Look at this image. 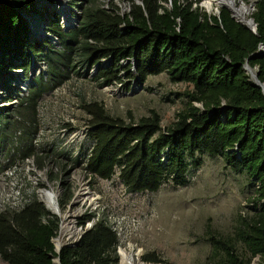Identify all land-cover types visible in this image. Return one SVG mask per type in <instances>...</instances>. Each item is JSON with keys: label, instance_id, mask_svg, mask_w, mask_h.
<instances>
[{"label": "trees", "instance_id": "16d2710c", "mask_svg": "<svg viewBox=\"0 0 264 264\" xmlns=\"http://www.w3.org/2000/svg\"><path fill=\"white\" fill-rule=\"evenodd\" d=\"M116 1L108 0L106 8L99 0H80L78 25L67 31L58 19L50 21L46 31L59 38L58 48L46 37H28L21 11L38 10L35 0H0V75L5 82L11 83V69L27 74L33 61L47 65L46 74L34 79L15 114L0 113V173L21 168L27 158L35 157L38 169L51 163V153L35 142L45 94L78 73L79 65L86 67V74L97 65L94 80L102 86L122 83L120 65L128 60L134 79L146 81L151 75L167 73L172 82L188 84V103L166 126L156 110L127 122L98 102L84 105L93 141L87 173L111 179L119 169L128 191L155 192L167 180L186 185L188 157L208 153L222 156L233 171L255 178L254 200H264V93L244 69L248 63L264 83V56L251 57L264 43V0H254L251 14L257 33L225 7L218 14L205 11L203 0H119L128 6L125 11ZM108 59L110 65L104 67ZM5 142L9 148L4 152ZM64 166L60 167L66 171ZM70 171L61 180L62 212L75 192L68 179ZM55 179L49 173V181ZM34 195L20 208L7 206L0 212V264H56L57 257L61 264H120L119 236L104 218L76 245H66L57 253L53 240L59 235L62 217ZM94 216V212L83 215L79 224ZM207 234L213 264H251L258 256L264 264V205L241 215L233 234L212 230ZM143 260L163 262L153 254Z\"/></svg>", "mask_w": 264, "mask_h": 264}, {"label": "rangeland", "instance_id": "374dc122", "mask_svg": "<svg viewBox=\"0 0 264 264\" xmlns=\"http://www.w3.org/2000/svg\"><path fill=\"white\" fill-rule=\"evenodd\" d=\"M99 1L104 4L108 2ZM242 1L237 0V5L244 4L247 7L246 16L249 20L254 11L250 7L254 0L250 3ZM116 2L123 10L127 9L126 3L119 0ZM212 8H209V13L218 14L222 6L215 5ZM203 9L207 11L205 7ZM21 13L25 19L32 17L39 20V16L34 14ZM77 25L78 22H75L72 27L69 25L66 28L70 27V30ZM45 28L46 24L39 22V37L33 40L46 37L56 47H61L59 38ZM106 61L103 62L104 67L110 65ZM33 63L27 74L20 68L11 69L9 72L13 78L10 84L0 75V113H13L20 100L29 94L34 79L42 73L46 74L45 63ZM128 63V60H123L120 65L122 83L102 86L94 80L98 72L97 65L88 74L86 67L79 65L78 73H73L67 82L44 95L39 106L40 132L35 142L38 148L42 146L43 150L51 153V163L43 169L36 166V172L31 173V177L27 175V165L25 170L20 168L15 172L6 169L5 173H0V212L7 206L20 208L33 198V193L35 198L42 200L38 194L41 188H52L59 198L63 191L61 180L66 179L71 169L68 179L72 181L75 192L85 183L98 196L95 201L96 194L93 192L92 200L83 196V201H94L88 209L103 210L113 224L122 227L121 249L140 251V258L146 264L143 257L147 254H153L163 261L151 264H213L207 231L212 230L225 236L233 234L241 215L263 208L264 200H254L255 189L258 187V183L253 184L255 178L250 179L245 173L233 171L226 166L222 156H211L208 153L197 154V158L188 157L186 185L177 186L167 180L155 192L128 191L120 180L119 169L111 179L92 178L86 171V161L93 141L89 138L92 128L90 116L84 105L98 102L103 104L109 114L123 117L127 122L133 118L138 120L151 110H156L162 116V125L166 126L174 121L176 113L188 103L185 93L190 88L188 84L172 82L167 73L151 75L146 81H136L129 74ZM7 86H15L14 94L10 97L6 92ZM3 147L5 152L9 143L5 142ZM62 165H65L66 171L61 169ZM49 173L56 175L57 179L49 181ZM75 202L70 210L67 207L62 213L63 233L57 237L63 244L74 242L81 232L78 220L83 206ZM260 261L258 256L251 264H260Z\"/></svg>", "mask_w": 264, "mask_h": 264}, {"label": "built area", "instance_id": "2783aa9c", "mask_svg": "<svg viewBox=\"0 0 264 264\" xmlns=\"http://www.w3.org/2000/svg\"><path fill=\"white\" fill-rule=\"evenodd\" d=\"M35 3H36V7L38 8V10H35V11H24V12H28V14L31 13V14H34V16H39V20L38 21L36 19H33L32 17L28 18L29 22H27V31H28L27 33H28V37H29L30 40L35 39V37L36 38L39 37V34H38V31H39L38 30V24H39V22H43L44 24H46V27H47L49 22L56 18V19L59 20V22L62 21L61 25H62V28L65 30L66 26L64 24V20H63L61 12H65L66 11L71 16V18L73 20V23L71 24L70 27H72L74 25V23L78 22V20H79V16H80V13H81V11L79 9L80 0H35ZM104 7L109 8L108 2L104 4ZM127 9H128V6H127ZM123 11H125V10H123ZM33 20L35 22V27L34 28L32 27ZM66 29H68V28H66ZM45 30H46V28H45ZM15 86H9V87L7 86L6 87V92L9 95V97L12 94H14V91H15L14 87ZM7 89H8V91H7ZM15 102H16V100H15ZM26 165L28 166V169H26L27 175H28V177H31V173L36 172V165H35L34 158H27L26 161L23 164V167H21V168H23L25 170ZM12 169L15 172H17V171H19L20 168L14 167ZM58 185H59V182H58ZM84 186H87L89 188V190L93 191L88 185H85V183H83L82 185H80L79 190L74 192V197L71 200V202L67 205V207L70 210L71 207L73 206V204L76 203L75 201H77V202L81 203V206H83V209H82L83 211L81 212V214L79 216V219L83 215H85L87 213H90V212H94L95 216L92 217V219L87 220L84 225H80L79 224L81 232L78 234V236L76 237L74 242H70V243H67V244L68 245L77 244L80 241V239L83 236V234L88 229L93 227L95 225L96 221L99 218H104L106 220V222L117 232V234L119 236V239H120V236H121L122 231H123L122 227H119L118 225L113 224L111 222V220L109 219V216L103 210L99 209V210L96 211V210H93V209H88V207L90 205H92V204L90 202L83 201L84 198H82L81 195H80V197H78L80 192L82 191V187H84ZM47 189L48 188H41V189H38V190L47 191ZM50 189H52V188H50ZM93 192L96 194L95 191H93ZM39 195L41 196V199L43 200L44 197H43L42 192ZM56 197L58 198V193L56 194ZM96 197L98 198L97 194H96ZM62 213L63 212L60 209V215H58V216L62 217ZM64 217H66V215H64ZM78 223H79V220H78ZM61 225H62V227L60 226L59 235L62 234V229H63V226H64L63 218H62ZM120 245H121V243H119V245H118L117 252H118V255L121 256V246ZM147 263L149 264L150 262H147Z\"/></svg>", "mask_w": 264, "mask_h": 264}, {"label": "bare ground", "instance_id": "6f19581e", "mask_svg": "<svg viewBox=\"0 0 264 264\" xmlns=\"http://www.w3.org/2000/svg\"><path fill=\"white\" fill-rule=\"evenodd\" d=\"M205 5H206V7H208V9L214 7L215 5L216 6H227L228 8H230L233 11V13L237 19H239L240 21H244V22L246 21V23H251V20H248L247 16H246L247 15V7L244 5L238 6L237 0H207L205 2ZM61 13H62L63 19L65 20V24L68 23L66 25H68V26L71 25L73 23V20L71 18H69V14L66 11L61 12ZM68 26H66V27H68ZM248 72L252 76H254V74L256 73L254 71V69H251ZM41 192L43 194V197H45V200L44 199L43 200L49 205L50 208H52L53 210H56V208L52 202V194L50 192L45 191V190H42ZM44 192H45V194H44ZM92 192L93 191L89 190L88 188H83V190L80 192L79 196L81 195L83 198V196L86 195L90 200H92L93 199L92 195L94 193V192L93 193ZM96 199H97V197L95 195L94 201ZM87 202H90V201H87ZM93 202H90V203L93 204ZM62 233H63V229H62ZM60 237H61V235H60ZM56 242H57L58 247L62 244V241L59 238L56 240ZM140 253H141L140 251L133 252L132 250L121 249L122 264H146L141 260Z\"/></svg>", "mask_w": 264, "mask_h": 264}, {"label": "water", "instance_id": "95a60500", "mask_svg": "<svg viewBox=\"0 0 264 264\" xmlns=\"http://www.w3.org/2000/svg\"><path fill=\"white\" fill-rule=\"evenodd\" d=\"M203 1H204V0H203ZM241 1H242V0H241ZM243 1H244V0H243ZM243 1H242V2H243ZM204 2H205V1H204ZM204 2H203V3H204ZM243 3H244V2H243ZM243 5H244V4H243ZM201 6L205 7V8L207 9V12L210 11V9H208V8L206 7V5H203V4L201 3ZM222 7H225V8H227L228 10H230V8H228L227 6H222ZM250 7H251V9L254 10V9H255V2L252 3ZM230 11H231V10H230ZM231 12H232V11H231ZM232 15H233V17H234L238 22L244 24L246 27H248L249 29H251L254 33H257V23L255 22V19H254L253 17H250V19H249V20H251V23H246V22H243V21H240L239 19H237V18L234 16L233 13H232ZM23 18H24V20H25L24 15H23ZM65 30L67 31V30H69V28H68V29L65 28ZM46 35H49V36H50V34H46ZM51 38H52V36H51ZM255 55H258V56H264V43L260 44V47H259L258 52L252 54L251 57H252V56H255ZM109 61H110V59H108V60L106 61V63H109ZM244 69L246 70L247 73H249L248 71H250V70L253 69V68H251L250 65H249L248 63H246L245 66H244ZM250 76H251V78L253 79L254 84H255L256 86L260 87V88L262 89L263 93H264V83L261 82V81L258 79V73L256 72V73L254 74V76H252V75H250ZM137 80H138V81H141L139 77L136 78V81H137ZM198 106L201 107L202 105H201V104H198ZM236 150H237V149H236ZM240 155H241V152L239 151L238 156H240ZM47 192H50V193L52 194V202H53V205L55 206L56 210H53L52 208H50L49 205H48L44 200H42V201H40V202L44 203L45 206H46L50 211H52V213L57 214V215H60V207H59V203H58V200H57V197H56V194H55L54 190L48 188V189H47ZM38 194H41V190H38ZM61 227H62V225H61ZM56 240H57V238H54V240H53V241H54V244H55V250H56L57 253H60L62 247L66 246V245H68V244H63V243H62V244L58 247V246H57V242H56ZM74 245H76V244H72L71 246H74ZM54 262H55L56 264H61V261H60V258H59V257L55 258V259H54ZM149 264H150V263H149Z\"/></svg>", "mask_w": 264, "mask_h": 264}, {"label": "clouds", "instance_id": "9594fccd", "mask_svg": "<svg viewBox=\"0 0 264 264\" xmlns=\"http://www.w3.org/2000/svg\"><path fill=\"white\" fill-rule=\"evenodd\" d=\"M25 96H26V95H25ZM25 96H24V97H25ZM25 161H26V159H25ZM119 174H120V172H119ZM90 177H91V176H90ZM73 197H74V196H73ZM72 199H73V198H72ZM57 200H58V198H57ZM40 201H42V200H40ZM58 203H59V202H58ZM59 207H60V206H59ZM150 263H151V262H150Z\"/></svg>", "mask_w": 264, "mask_h": 264}]
</instances>
